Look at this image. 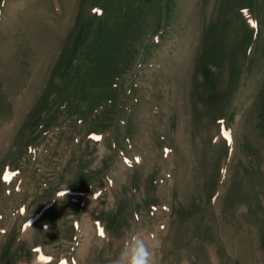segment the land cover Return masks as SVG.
Returning <instances> with one entry per match:
<instances>
[{
	"label": "rangeland",
	"instance_id": "obj_1",
	"mask_svg": "<svg viewBox=\"0 0 264 264\" xmlns=\"http://www.w3.org/2000/svg\"><path fill=\"white\" fill-rule=\"evenodd\" d=\"M134 235L264 264V0H0V264Z\"/></svg>",
	"mask_w": 264,
	"mask_h": 264
},
{
	"label": "clouds",
	"instance_id": "obj_2",
	"mask_svg": "<svg viewBox=\"0 0 264 264\" xmlns=\"http://www.w3.org/2000/svg\"><path fill=\"white\" fill-rule=\"evenodd\" d=\"M157 246L156 242L150 245L141 236L134 235L111 264H155L154 249Z\"/></svg>",
	"mask_w": 264,
	"mask_h": 264
},
{
	"label": "snow or ice",
	"instance_id": "obj_3",
	"mask_svg": "<svg viewBox=\"0 0 264 264\" xmlns=\"http://www.w3.org/2000/svg\"><path fill=\"white\" fill-rule=\"evenodd\" d=\"M97 139H99V137H97ZM61 196H63V193H61ZM100 234L103 235V232H101Z\"/></svg>",
	"mask_w": 264,
	"mask_h": 264
}]
</instances>
